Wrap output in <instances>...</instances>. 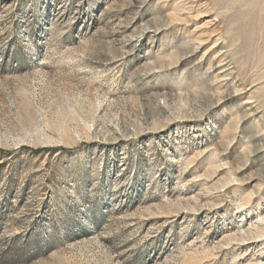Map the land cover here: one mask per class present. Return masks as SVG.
Returning <instances> with one entry per match:
<instances>
[{
    "label": "rangeland",
    "instance_id": "374dc122",
    "mask_svg": "<svg viewBox=\"0 0 264 264\" xmlns=\"http://www.w3.org/2000/svg\"><path fill=\"white\" fill-rule=\"evenodd\" d=\"M263 149L264 0H0V264H264Z\"/></svg>",
    "mask_w": 264,
    "mask_h": 264
},
{
    "label": "bare ground",
    "instance_id": "6f19581e",
    "mask_svg": "<svg viewBox=\"0 0 264 264\" xmlns=\"http://www.w3.org/2000/svg\"><path fill=\"white\" fill-rule=\"evenodd\" d=\"M232 68V67H231ZM252 102H251V100L249 101H246L245 103H243V105H244V108L247 110V111H254V114L252 113V116H254V115H256V116H258L259 115V109L258 108H256V107H253L252 106ZM255 117V116H254ZM263 141V140H262ZM263 147V146H262ZM261 148V147H260ZM262 152L264 151V149L263 150H261Z\"/></svg>",
    "mask_w": 264,
    "mask_h": 264
}]
</instances>
